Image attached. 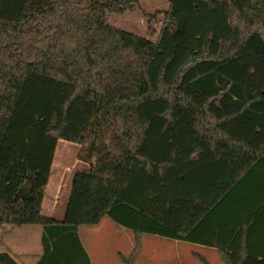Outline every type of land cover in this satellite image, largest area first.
Here are the masks:
<instances>
[{"label": "trees", "instance_id": "1", "mask_svg": "<svg viewBox=\"0 0 264 264\" xmlns=\"http://www.w3.org/2000/svg\"><path fill=\"white\" fill-rule=\"evenodd\" d=\"M141 1L0 0V246L41 225L35 264H91L78 228L109 216L264 264V0H168L155 42L108 22ZM61 139L90 168L58 221Z\"/></svg>", "mask_w": 264, "mask_h": 264}, {"label": "rangeland", "instance_id": "2", "mask_svg": "<svg viewBox=\"0 0 264 264\" xmlns=\"http://www.w3.org/2000/svg\"><path fill=\"white\" fill-rule=\"evenodd\" d=\"M44 1L51 4V0ZM168 9V0H142L133 11L110 14L108 22L116 28L155 42ZM68 150L70 159L67 160L66 153L59 151L55 167L57 170L65 168L67 171L65 189L59 196L61 203L68 196L73 174L89 168L77 164L78 156L74 146ZM65 162L70 167H61ZM32 227L39 231L42 229L41 225ZM78 232L92 264H127L120 255L126 258L133 255L132 264H205L203 259L209 264H224L219 251L212 247L150 233L137 236L133 230L117 224L109 216H105L98 225L80 226ZM138 243L139 248L135 250Z\"/></svg>", "mask_w": 264, "mask_h": 264}, {"label": "crops", "instance_id": "3", "mask_svg": "<svg viewBox=\"0 0 264 264\" xmlns=\"http://www.w3.org/2000/svg\"><path fill=\"white\" fill-rule=\"evenodd\" d=\"M73 142H69L66 140H59L57 151L53 163V174L50 178V182L47 187V193L43 202V214L47 217L54 218L58 221H63L66 214V209L72 189V182L76 172L73 174L70 185L68 196L64 203L60 201V194L64 191V179L66 177V169H56V160L59 151L66 153V159H70L71 155L68 154V149L76 148V154L78 156L81 145H72ZM76 144V143H75ZM77 164H81L82 167H89L90 164L76 158ZM61 167H70L67 162H65ZM87 168V170H89ZM86 171V169H82ZM81 171V170H79ZM7 229L10 226L6 227ZM79 229V228H78ZM3 228L0 226V235L2 233ZM43 228L41 231L32 227V225H26L22 228L15 229L11 235L6 237L5 245L0 246V253L7 252L18 264H35L38 260L41 252H42V244H41V236H42ZM84 245V244H83ZM200 245V244H198ZM203 246V245H201ZM213 248V247H212ZM217 250L216 248H214ZM88 252V251H87ZM224 263V261H223ZM92 264V261H91ZM225 264V263H224Z\"/></svg>", "mask_w": 264, "mask_h": 264}]
</instances>
